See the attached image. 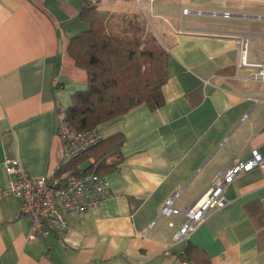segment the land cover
Wrapping results in <instances>:
<instances>
[{
  "label": "crops",
  "instance_id": "crops-1",
  "mask_svg": "<svg viewBox=\"0 0 264 264\" xmlns=\"http://www.w3.org/2000/svg\"><path fill=\"white\" fill-rule=\"evenodd\" d=\"M81 1L0 0L1 188L10 179L6 158L36 177L68 162L63 109L87 78L67 52L69 38L87 26L78 18ZM153 9L159 33L152 28L167 50L163 103H140L97 126L102 138L123 137L113 167L98 171L107 196L68 216L65 229L28 238L21 199L0 196V264H180L186 246L189 264H264V160L237 172L225 205L177 243L182 215L160 213L177 190L175 205L196 201L252 148L264 157V83L248 80L236 44L246 37L247 60H264V0H157ZM95 162H69L60 175Z\"/></svg>",
  "mask_w": 264,
  "mask_h": 264
},
{
  "label": "trees",
  "instance_id": "trees-1",
  "mask_svg": "<svg viewBox=\"0 0 264 264\" xmlns=\"http://www.w3.org/2000/svg\"><path fill=\"white\" fill-rule=\"evenodd\" d=\"M101 1H81L78 18L87 26L72 35L67 44L68 54L87 76L85 87L75 90L63 109L70 133L97 127L140 103L152 109L163 103L167 50L161 38L138 12L102 9L98 6ZM122 142L120 132L101 138L81 155L59 165L56 173L68 170L69 162L75 166L89 156L96 161L93 171L109 170L115 163L111 157L119 152ZM92 165H84V170L91 171ZM188 250L186 246L178 252L187 264Z\"/></svg>",
  "mask_w": 264,
  "mask_h": 264
},
{
  "label": "built area",
  "instance_id": "built-area-1",
  "mask_svg": "<svg viewBox=\"0 0 264 264\" xmlns=\"http://www.w3.org/2000/svg\"><path fill=\"white\" fill-rule=\"evenodd\" d=\"M187 11L188 9H184V13ZM236 44L239 49L238 65L249 71L248 80L264 83V60L261 63H252L247 60L249 44L246 37H238ZM59 136L63 141L62 161H69L81 155L102 138L97 127L72 134H66L60 130ZM263 160L264 157L259 151L252 148L248 159L231 160L222 167L193 203L185 206L175 205L174 201L179 195V190L167 198L160 208V213L182 215L181 223L173 234V242L177 243L187 237L210 210L225 205V190L237 172L249 170ZM4 164L10 179L5 188L0 187V196L11 194L21 199L19 212L28 218V238L36 235L48 238L50 228L65 229L69 225L68 216L84 212L107 196L106 176L93 170L88 172L79 170L78 173L62 176L56 173L57 167H55L48 173L36 177L25 171L16 158H6ZM169 225H172V222H169ZM180 264H187V262L181 258Z\"/></svg>",
  "mask_w": 264,
  "mask_h": 264
},
{
  "label": "rangeland",
  "instance_id": "rangeland-1",
  "mask_svg": "<svg viewBox=\"0 0 264 264\" xmlns=\"http://www.w3.org/2000/svg\"><path fill=\"white\" fill-rule=\"evenodd\" d=\"M155 1L157 0H146V2L144 0H117L116 2L112 1L111 4H102L104 2L102 1V3H98V6L102 9L111 8L113 11L116 12H128V13H131L132 11L138 12L141 16H143L146 23L151 28L152 26L156 28V31L158 32L157 15H156V11L153 9V4Z\"/></svg>",
  "mask_w": 264,
  "mask_h": 264
}]
</instances>
